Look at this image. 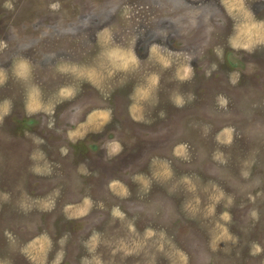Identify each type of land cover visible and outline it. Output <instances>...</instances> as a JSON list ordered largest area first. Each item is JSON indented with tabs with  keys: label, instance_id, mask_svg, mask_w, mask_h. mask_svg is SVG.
<instances>
[{
	"label": "rangeland",
	"instance_id": "374dc122",
	"mask_svg": "<svg viewBox=\"0 0 264 264\" xmlns=\"http://www.w3.org/2000/svg\"><path fill=\"white\" fill-rule=\"evenodd\" d=\"M0 264H264V0H0Z\"/></svg>",
	"mask_w": 264,
	"mask_h": 264
},
{
	"label": "flooded vegetation",
	"instance_id": "af4514ba",
	"mask_svg": "<svg viewBox=\"0 0 264 264\" xmlns=\"http://www.w3.org/2000/svg\"><path fill=\"white\" fill-rule=\"evenodd\" d=\"M174 2V1H173ZM173 2L171 4H173ZM7 33H9L10 37H14L15 35H17L15 30H8L6 31ZM16 46V45H15ZM17 47V46H16ZM23 48L25 46H22ZM12 48H14V44L13 45H8V50H11Z\"/></svg>",
	"mask_w": 264,
	"mask_h": 264
}]
</instances>
